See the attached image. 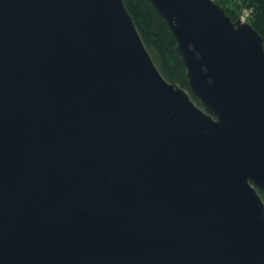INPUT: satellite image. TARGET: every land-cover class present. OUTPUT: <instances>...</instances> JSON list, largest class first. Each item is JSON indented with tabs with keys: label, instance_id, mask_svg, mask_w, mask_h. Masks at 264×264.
I'll use <instances>...</instances> for the list:
<instances>
[{
	"label": "water",
	"instance_id": "water-1",
	"mask_svg": "<svg viewBox=\"0 0 264 264\" xmlns=\"http://www.w3.org/2000/svg\"><path fill=\"white\" fill-rule=\"evenodd\" d=\"M0 0V264H264V46L212 0Z\"/></svg>",
	"mask_w": 264,
	"mask_h": 264
},
{
	"label": "trees",
	"instance_id": "trees-1",
	"mask_svg": "<svg viewBox=\"0 0 264 264\" xmlns=\"http://www.w3.org/2000/svg\"><path fill=\"white\" fill-rule=\"evenodd\" d=\"M234 22L244 10L246 22L262 37L264 46V0H212ZM136 29L160 74L184 89L192 101L201 107L188 86L185 67L175 52L176 42L166 22L148 0H123ZM248 20V21H247ZM264 201V197H262Z\"/></svg>",
	"mask_w": 264,
	"mask_h": 264
},
{
	"label": "built area",
	"instance_id": "built-area-1",
	"mask_svg": "<svg viewBox=\"0 0 264 264\" xmlns=\"http://www.w3.org/2000/svg\"><path fill=\"white\" fill-rule=\"evenodd\" d=\"M248 14H249V11H247V10H244V11L242 12V15L239 17L240 20H241V22H245V23H247V22H246V19H247V17H248Z\"/></svg>",
	"mask_w": 264,
	"mask_h": 264
},
{
	"label": "flooded vegetation",
	"instance_id": "flooded-vegetation-1",
	"mask_svg": "<svg viewBox=\"0 0 264 264\" xmlns=\"http://www.w3.org/2000/svg\"><path fill=\"white\" fill-rule=\"evenodd\" d=\"M257 193L259 194V196L262 198L264 197V191L263 190H260V189H256Z\"/></svg>",
	"mask_w": 264,
	"mask_h": 264
},
{
	"label": "bare ground",
	"instance_id": "bare-ground-1",
	"mask_svg": "<svg viewBox=\"0 0 264 264\" xmlns=\"http://www.w3.org/2000/svg\"><path fill=\"white\" fill-rule=\"evenodd\" d=\"M248 21V20H247Z\"/></svg>",
	"mask_w": 264,
	"mask_h": 264
},
{
	"label": "rangeland",
	"instance_id": "rangeland-1",
	"mask_svg": "<svg viewBox=\"0 0 264 264\" xmlns=\"http://www.w3.org/2000/svg\"><path fill=\"white\" fill-rule=\"evenodd\" d=\"M264 202V201H263Z\"/></svg>",
	"mask_w": 264,
	"mask_h": 264
}]
</instances>
